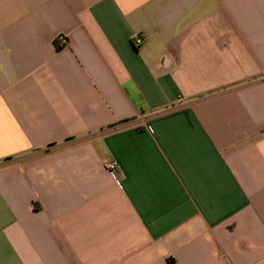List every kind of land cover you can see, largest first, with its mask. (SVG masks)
Here are the masks:
<instances>
[{"label": "crops", "instance_id": "1", "mask_svg": "<svg viewBox=\"0 0 264 264\" xmlns=\"http://www.w3.org/2000/svg\"><path fill=\"white\" fill-rule=\"evenodd\" d=\"M0 264H264V0H0Z\"/></svg>", "mask_w": 264, "mask_h": 264}, {"label": "built area", "instance_id": "2", "mask_svg": "<svg viewBox=\"0 0 264 264\" xmlns=\"http://www.w3.org/2000/svg\"><path fill=\"white\" fill-rule=\"evenodd\" d=\"M144 41V38L141 37V36H136L134 39H133V42L136 46H140L142 45ZM68 44V40L65 36H59L56 40H55V45L56 47H64ZM107 169H109L111 171V173H115L117 171V163L115 161L113 162H108L107 163Z\"/></svg>", "mask_w": 264, "mask_h": 264}, {"label": "trees", "instance_id": "3", "mask_svg": "<svg viewBox=\"0 0 264 264\" xmlns=\"http://www.w3.org/2000/svg\"><path fill=\"white\" fill-rule=\"evenodd\" d=\"M57 49H61L60 47H57Z\"/></svg>", "mask_w": 264, "mask_h": 264}]
</instances>
